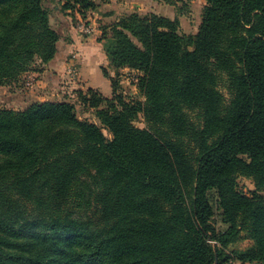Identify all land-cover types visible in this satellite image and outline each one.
Segmentation results:
<instances>
[{
  "label": "trees",
  "instance_id": "16d2710c",
  "mask_svg": "<svg viewBox=\"0 0 264 264\" xmlns=\"http://www.w3.org/2000/svg\"><path fill=\"white\" fill-rule=\"evenodd\" d=\"M205 2L194 36L155 15L101 31L112 96L75 93L98 125L65 101L0 110V264H264V0ZM57 41L42 0H0V87ZM121 68L143 101L117 93Z\"/></svg>",
  "mask_w": 264,
  "mask_h": 264
},
{
  "label": "rangeland",
  "instance_id": "374dc122",
  "mask_svg": "<svg viewBox=\"0 0 264 264\" xmlns=\"http://www.w3.org/2000/svg\"><path fill=\"white\" fill-rule=\"evenodd\" d=\"M75 1L76 0H42V6L47 11L49 16L50 28L52 30H54V28L58 29L61 22L67 20L70 21V23H72L76 28L81 25L83 26V30H90V32H93V29H96L99 34V44L104 53L109 41L107 39L102 41L101 31L105 29L106 33H108L109 27L112 24L117 23L125 16L136 15L144 18L150 15H155L171 21L175 20L178 22L179 35L194 36L198 31L202 10L206 5L205 0H90L94 7L93 9L87 10L84 13L85 16L82 17L77 12L79 6L75 4ZM65 17L70 19H65ZM92 22H94V24H92ZM90 25L92 27H90ZM83 30L81 32L82 34L84 33ZM58 42L59 36L57 43ZM38 69L39 67L34 64L27 73L22 75L16 81V83L0 87L2 88L0 89V110H10L14 112L24 110L23 106H20L21 104L15 103L17 96L20 95L17 91H14L15 88L13 86L17 88L21 85L20 88H24L26 78L31 73H34L35 71L38 72ZM140 75L141 74L137 71L127 68L117 70V75L114 79L117 82V93L124 97L127 101H143L136 87L138 82L137 78ZM220 91L225 98H228L227 91L224 87H222ZM65 101L73 106L79 120L98 125L94 117L95 111L84 108L76 94L72 93V95L65 99ZM133 125L140 130L145 128L142 117H138ZM103 135L108 139L110 138L105 131H103ZM241 160L248 163V160L245 157L241 158ZM236 183L238 191L245 194H250L255 189L252 179L245 176L239 175L236 179ZM261 196L264 199V190L261 193ZM207 199L214 212L213 217L209 221V225L216 233L226 231L227 226L223 224L222 217L217 206L216 193L214 191L209 192L207 194ZM248 247V242H240L232 246L230 249L244 251Z\"/></svg>",
  "mask_w": 264,
  "mask_h": 264
},
{
  "label": "crops",
  "instance_id": "0c3cea01",
  "mask_svg": "<svg viewBox=\"0 0 264 264\" xmlns=\"http://www.w3.org/2000/svg\"><path fill=\"white\" fill-rule=\"evenodd\" d=\"M54 30L59 36L54 58L45 65H37L38 72L35 71L26 78L24 88L21 89V85L17 88L13 86L14 91L20 95L15 103L26 109L32 103L62 102L72 93H85L88 90L110 99L111 84L103 76L102 69L107 70L110 78L115 73L109 69L105 53L101 50L98 31L93 29L89 35L82 34L83 26L76 28L67 20Z\"/></svg>",
  "mask_w": 264,
  "mask_h": 264
},
{
  "label": "built area",
  "instance_id": "2783aa9c",
  "mask_svg": "<svg viewBox=\"0 0 264 264\" xmlns=\"http://www.w3.org/2000/svg\"><path fill=\"white\" fill-rule=\"evenodd\" d=\"M84 34L89 35L90 34V30H83Z\"/></svg>",
  "mask_w": 264,
  "mask_h": 264
}]
</instances>
